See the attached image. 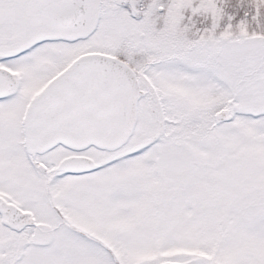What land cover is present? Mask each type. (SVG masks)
I'll list each match as a JSON object with an SVG mask.
<instances>
[{"label":"snow or ice","instance_id":"6c2138e0","mask_svg":"<svg viewBox=\"0 0 264 264\" xmlns=\"http://www.w3.org/2000/svg\"><path fill=\"white\" fill-rule=\"evenodd\" d=\"M136 3L0 0V264H264V0Z\"/></svg>","mask_w":264,"mask_h":264},{"label":"rangeland","instance_id":"374dc122","mask_svg":"<svg viewBox=\"0 0 264 264\" xmlns=\"http://www.w3.org/2000/svg\"><path fill=\"white\" fill-rule=\"evenodd\" d=\"M149 1V0H148ZM147 0H144L145 3L143 2H140V0H137V2L140 3L141 6H146L147 3H148ZM253 9L251 8V5L250 3H248V0H227V4H226V7H225V12L228 14V15H232L234 18L233 20L231 21V23H233V25H235L239 20L241 19H248L250 20L251 19V15L253 14ZM245 12L248 13V16L245 17ZM190 15V13H185V23H187V17ZM202 18H196V17H193V21L196 22V26L197 27H203V26H206L207 23L209 22H205L204 24H201L200 23V20ZM228 21H227V18L225 17L222 21H221V27H223L225 24H227Z\"/></svg>","mask_w":264,"mask_h":264},{"label":"flooded vegetation","instance_id":"af4514ba","mask_svg":"<svg viewBox=\"0 0 264 264\" xmlns=\"http://www.w3.org/2000/svg\"><path fill=\"white\" fill-rule=\"evenodd\" d=\"M148 1V0H147ZM140 2H144V0H140ZM149 2V1H148ZM119 7L125 11H129V13L131 14V5L129 3H122L119 5ZM135 7L139 10L143 7H146V6H141L139 2L136 3ZM131 18L132 19H135V20H139V19H142V15H131Z\"/></svg>","mask_w":264,"mask_h":264}]
</instances>
